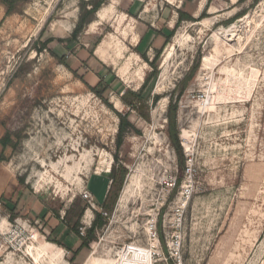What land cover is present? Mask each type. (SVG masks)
<instances>
[{"label":"rangeland","instance_id":"obj_1","mask_svg":"<svg viewBox=\"0 0 264 264\" xmlns=\"http://www.w3.org/2000/svg\"><path fill=\"white\" fill-rule=\"evenodd\" d=\"M82 1L92 0H28L8 17L0 5V139L9 133L17 143L0 153V186L12 180L62 218L78 198L87 227L94 210L82 194L98 211L124 168L113 213L81 264H264V0H103L69 41ZM177 9L194 22L176 25ZM149 28L169 30L170 41L139 52ZM150 62L157 76L144 92L146 122L119 96L139 90ZM67 67L108 82L103 98L133 126L119 149L116 113ZM170 105L180 154L168 138ZM127 186L131 197L120 208ZM0 215L8 216L1 203ZM21 217L6 220L28 227L23 236L2 231L0 264H34L28 248L55 240L45 217ZM31 229L36 240L23 244ZM55 246L62 251L53 261L72 264Z\"/></svg>","mask_w":264,"mask_h":264},{"label":"trees","instance_id":"obj_2","mask_svg":"<svg viewBox=\"0 0 264 264\" xmlns=\"http://www.w3.org/2000/svg\"><path fill=\"white\" fill-rule=\"evenodd\" d=\"M28 0H0V5H2L5 9V17H8L12 15L13 13H16L18 11V7L20 5H23L27 3ZM245 0H239L238 3H241ZM103 3V0H92L89 2L82 1L80 3V15L79 19L71 33V36L69 38V41H75L77 36L81 33L83 26L87 23L91 22V18L93 15L99 10ZM177 13V23L183 22V21H191L194 22V18L188 14L187 12L178 9L176 11ZM203 14L201 15V17ZM169 36H165L164 40L166 45L170 41ZM100 39H97L93 45V48L88 51V55L86 59H81L82 64L79 68H82L83 65L87 63V60L89 57H92V50L98 45ZM48 41L41 44L42 49H46L48 45ZM41 50H39L40 52ZM160 53V50L156 51L155 57H157ZM143 59L146 60L148 63L147 58L145 56H142ZM61 64L65 65L64 58H61L60 60ZM150 66L153 67L152 72L147 76V78L144 80L143 84L139 88L138 91H131V90H124L121 95L119 96L120 101L123 103L124 106H126L130 111L135 112L138 114L140 118H142L144 121L148 122L150 120L149 117V106L147 104V99L144 97L145 89L148 87L149 83L152 79H154L157 76V67L153 64V62L149 63ZM68 70L77 78L79 79L87 88L94 94H96L100 99H103L106 103V105L113 110L112 106L108 105L106 100L103 98V94L106 91V89L109 87L108 82H105V78L98 76V82L95 86H91L88 83V80L86 79L87 70L85 69V72L83 75H78L77 70H72L69 67H67ZM82 70V69H81ZM195 68H193L191 75L194 73ZM190 75V77H191ZM187 81V80H186ZM185 81V82H186ZM185 85V83H184ZM158 99L157 96L153 97V102H156ZM175 105H170L167 111V119H168V138L176 152L180 154V147L177 139V135L175 132ZM114 111V110H113ZM115 112V111H114ZM116 113V112H115ZM119 124H118V130H117V137H116V148L119 149V147L122 144L123 136L127 132L129 128H133L132 124L128 120V114H121L116 113ZM17 143L12 140V137L9 133H6L3 138L0 139V146L2 149H6L7 147H10L12 149L16 148ZM114 159H117V156H114ZM126 170L124 168H120L119 171H116L113 175L112 182L108 188V191L106 193L104 202L100 209L98 211L93 212V219L91 221V224L88 228L85 229L84 235L81 236L79 234L78 228L80 225L81 217L83 216L84 212L87 209L86 204L81 202L80 199L75 198L70 206V209L66 212L64 218H62L65 222L67 227L70 229V231L76 235L80 241V245L77 248L76 252H79L81 249H88L91 240L94 238V236L97 234L99 230H101L107 222V218L112 215L117 198L119 196V193L122 189V185L124 183ZM182 174V171L179 175ZM179 177V176H178ZM20 185L23 184V180H19ZM180 178H178L175 181L176 186L179 185ZM101 212L106 214V217H103L101 215ZM16 216L13 214L9 215L10 219H14ZM58 218L60 216H57ZM53 233V231L50 232V235ZM53 244L58 245L60 247H64L61 243H59L57 240L52 241Z\"/></svg>","mask_w":264,"mask_h":264},{"label":"crops","instance_id":"obj_3","mask_svg":"<svg viewBox=\"0 0 264 264\" xmlns=\"http://www.w3.org/2000/svg\"><path fill=\"white\" fill-rule=\"evenodd\" d=\"M169 4H179L180 0H165ZM178 10V9H177ZM176 10V11H177ZM175 11V12H176ZM175 15H177L175 13ZM167 15L164 13L161 15L162 19H165ZM166 22V21H164ZM169 33V30L164 29L160 30L158 28H149L146 31L143 32L142 37L139 38L138 43H136V48L139 52L146 53L148 50H152V46L156 49V44L161 42V45H163V39L165 35ZM163 38V39H162ZM165 43V41H164ZM80 59H82V56ZM81 64L75 65V69L79 68ZM91 76L87 75L86 79ZM93 77V75H92ZM92 77L88 80V83L90 85H96L98 82V76ZM1 137V136H0ZM7 149H1L0 147V153H5ZM3 168L0 167V181L4 179V176H6ZM9 188H6V183L2 184L0 186V203L3 204V207L5 211L7 212L8 216L10 214L15 215L16 219H21L26 216L37 218L38 220H41L44 218V222H46V227L48 228L49 232L53 231L51 234L53 239L57 240L59 243H61L68 251V253L72 256V264H81L83 260L85 259V252L87 251L86 248L81 249L79 252H76L77 248L80 245V241L76 235H74L70 229L67 227L66 222L62 219V217H57L51 212H47V210L38 204L33 198L30 197V195L27 193V191L22 187L18 186L16 187V184L12 182ZM36 219V220H37ZM93 219V218H92ZM6 222V220H4ZM92 221V220H91ZM90 221V224H91ZM7 223V222H6ZM7 226V224H6ZM50 234V233H49ZM62 251V249H60Z\"/></svg>","mask_w":264,"mask_h":264},{"label":"bare ground","instance_id":"obj_4","mask_svg":"<svg viewBox=\"0 0 264 264\" xmlns=\"http://www.w3.org/2000/svg\"><path fill=\"white\" fill-rule=\"evenodd\" d=\"M131 197V191H130V187L127 186L123 192V195L120 199L119 202V207H124V205L126 204L127 200ZM6 222L3 220L0 223V230L3 231L6 227ZM55 252H57L56 254H58V252L60 251V248L56 247L54 244L48 243L46 241H44L43 244H39L38 247H32L30 246L28 248V253L27 255L32 259V261L34 262V264H41L40 260L45 257V258H49L48 264H57V262L53 261L52 257L56 256Z\"/></svg>","mask_w":264,"mask_h":264},{"label":"built area","instance_id":"obj_5","mask_svg":"<svg viewBox=\"0 0 264 264\" xmlns=\"http://www.w3.org/2000/svg\"><path fill=\"white\" fill-rule=\"evenodd\" d=\"M82 198L85 200V201H87L88 202V204H89V206L91 207V209H93L94 211H96V209H95V207H94V204L92 203V199H91V196H90V194L88 193V192H84L83 194H82ZM101 215L103 216V217H106V214L105 213H103V212H101ZM8 216L6 217V219L5 220H7L8 221ZM3 221V218L1 217V215H0V223ZM90 226V222L87 224V227L86 226H80L79 228H78V230H79V234L81 235V236H83L84 235V232H85V229L86 228H88ZM28 227V225L27 224H25V222H23V223H19V222H14V224L13 223H7V226L5 227V229H6V231H7V233H9V234H21L22 235V233L21 232H24V228H27ZM37 232V230H35V229H31V232H29V235H27V236H24V239H22V241H23V244H25L26 242H28V243H31V242H34L35 240H36V233H34V232ZM148 233H149V235L152 237V238H156V232H155V227H154V225H150V227L148 228ZM3 236V232L0 230V236ZM23 236V235H22ZM83 264H85V263H83Z\"/></svg>","mask_w":264,"mask_h":264}]
</instances>
